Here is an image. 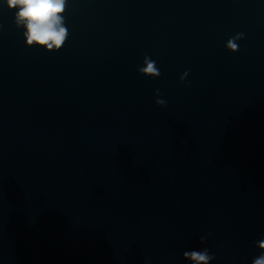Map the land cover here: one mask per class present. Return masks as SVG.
I'll return each mask as SVG.
<instances>
[{"label":"water","instance_id":"1","mask_svg":"<svg viewBox=\"0 0 264 264\" xmlns=\"http://www.w3.org/2000/svg\"><path fill=\"white\" fill-rule=\"evenodd\" d=\"M14 16L0 0V264H252L264 0H68L51 52Z\"/></svg>","mask_w":264,"mask_h":264},{"label":"clouds","instance_id":"2","mask_svg":"<svg viewBox=\"0 0 264 264\" xmlns=\"http://www.w3.org/2000/svg\"><path fill=\"white\" fill-rule=\"evenodd\" d=\"M9 10H15V25L23 27V37L27 46L41 47L47 51L60 50L66 43L69 30L65 26L64 14L67 11L68 0H3ZM244 39L243 33H237L226 42V48L231 52H237L239 45L236 41ZM143 67L137 71L149 77H159L161 75L156 62L145 55ZM188 76L186 70L181 76L183 82ZM159 97L160 90H156ZM158 106H166L167 102L163 99H156ZM209 235H211L209 233ZM206 237H200L203 244ZM256 247L261 250L260 254L253 259L252 264H264V239L256 242ZM183 258L190 260L193 264H210L215 256L207 248L203 250H191L183 253Z\"/></svg>","mask_w":264,"mask_h":264}]
</instances>
